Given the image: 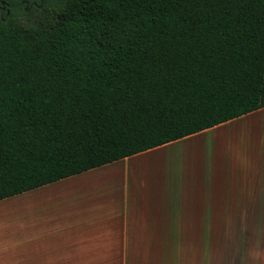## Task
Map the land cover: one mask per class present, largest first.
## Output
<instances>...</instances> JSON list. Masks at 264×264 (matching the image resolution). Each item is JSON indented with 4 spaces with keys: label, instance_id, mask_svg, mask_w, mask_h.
Masks as SVG:
<instances>
[{
    "label": "trees",
    "instance_id": "1",
    "mask_svg": "<svg viewBox=\"0 0 264 264\" xmlns=\"http://www.w3.org/2000/svg\"><path fill=\"white\" fill-rule=\"evenodd\" d=\"M33 1L0 0V201L264 108V0Z\"/></svg>",
    "mask_w": 264,
    "mask_h": 264
},
{
    "label": "crops",
    "instance_id": "2",
    "mask_svg": "<svg viewBox=\"0 0 264 264\" xmlns=\"http://www.w3.org/2000/svg\"><path fill=\"white\" fill-rule=\"evenodd\" d=\"M262 113L1 200L0 264H250L216 232L264 224Z\"/></svg>",
    "mask_w": 264,
    "mask_h": 264
},
{
    "label": "rangeland",
    "instance_id": "3",
    "mask_svg": "<svg viewBox=\"0 0 264 264\" xmlns=\"http://www.w3.org/2000/svg\"><path fill=\"white\" fill-rule=\"evenodd\" d=\"M261 116L262 118L259 121H260V125L263 127L264 126V113H262ZM262 127H261V130H262ZM237 133L238 135L236 136ZM231 136L234 142H237L238 138L242 139L245 135L241 134V130L236 129L235 131L232 132ZM239 142H243V141H239ZM2 211H6V209ZM259 215H260L259 223H263L264 222V218H263L264 212L259 211ZM221 229L222 230L218 228L216 232V237L218 238L221 236H227L226 238L230 239V240L228 239L227 244H229V246L233 249V253H235L236 256H239L242 253V256L245 258L246 254L248 253L250 264H253L251 262V260L253 259L252 255H254V252H257V255L259 256L258 258H260L259 264H264V255L261 253V252H264V224H262V226L258 228L251 226V227H242V228L227 227V228H221ZM187 245L188 246L190 245L191 247L183 248V246H187ZM199 246H200L199 244L180 243V255H181L180 257L182 258L180 260V264H195V259L194 260L190 259L186 255L190 253L191 254L194 253L195 255H198V253L196 252L201 251L203 249V247L200 248ZM184 252L186 253L184 254ZM260 254L262 258L260 257ZM211 257H212L211 253L206 255V258H204L205 264L209 263V260Z\"/></svg>",
    "mask_w": 264,
    "mask_h": 264
},
{
    "label": "flooded vegetation",
    "instance_id": "4",
    "mask_svg": "<svg viewBox=\"0 0 264 264\" xmlns=\"http://www.w3.org/2000/svg\"><path fill=\"white\" fill-rule=\"evenodd\" d=\"M36 1L37 0H34L33 2L29 3V2H26V7H28L29 9H31L33 6H36ZM24 8L25 9V12L28 13L29 12V9L27 10V8Z\"/></svg>",
    "mask_w": 264,
    "mask_h": 264
},
{
    "label": "water",
    "instance_id": "5",
    "mask_svg": "<svg viewBox=\"0 0 264 264\" xmlns=\"http://www.w3.org/2000/svg\"><path fill=\"white\" fill-rule=\"evenodd\" d=\"M1 5L4 6V3H2Z\"/></svg>",
    "mask_w": 264,
    "mask_h": 264
}]
</instances>
